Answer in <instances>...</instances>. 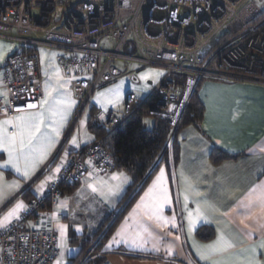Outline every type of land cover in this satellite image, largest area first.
<instances>
[{
	"label": "crops",
	"instance_id": "1",
	"mask_svg": "<svg viewBox=\"0 0 264 264\" xmlns=\"http://www.w3.org/2000/svg\"><path fill=\"white\" fill-rule=\"evenodd\" d=\"M11 35L16 38L14 33ZM0 45H3L4 52L0 60V98L4 99L5 61L8 56L23 50L18 43L2 38ZM38 53L43 79L40 101L46 99L47 86L49 102L61 101L60 106L74 103L59 129L60 135L54 146L27 177L11 165L3 166L8 154L0 148V188L3 191L0 220L18 202L24 205L0 229L22 214L26 205L22 198L25 191L32 199L45 197L48 185L61 176L70 156L95 141L87 130V117L80 120L88 109L70 129L76 102L70 79L57 64L62 51L42 47ZM136 68H130L134 73L96 91L89 102L90 107L103 115L112 112L121 117L128 92L132 91L138 99H143L162 76V71L155 68L136 71ZM196 97L203 107V117L196 127L187 126L179 131L177 165L170 171L163 165L158 168L103 244L104 261L110 264H264V247H259L264 241V227H261L264 208L259 203L251 208L242 206L247 204L250 190L264 184V86L206 80L200 83ZM40 101L36 108L20 115L43 112L45 124L51 126L48 104L42 108ZM6 119L9 118L3 120ZM6 127L9 133L14 131L11 125ZM49 130L50 127L42 128L43 132ZM74 138L75 144L72 143ZM213 148L233 158L213 164L210 161ZM56 168L60 170L54 171ZM162 169L163 181L154 186ZM130 184L131 179L125 172L98 174L89 167L85 179L71 193H64L59 200L49 203L47 217L34 218L35 226L59 240L54 264H69L80 253L81 245L70 244L71 236L91 240L110 216L119 213V204ZM150 189L152 192L146 197ZM162 189L167 190L168 202L159 209L157 214L162 219L157 221L149 216L162 202ZM173 218L175 226L171 222L163 223V220L173 221ZM201 227L213 230L211 240L198 239L196 233ZM118 232L121 235H117ZM137 233L139 237L133 244ZM221 237L232 247L202 259L201 254L207 251V246H222L218 240Z\"/></svg>",
	"mask_w": 264,
	"mask_h": 264
},
{
	"label": "built area",
	"instance_id": "2",
	"mask_svg": "<svg viewBox=\"0 0 264 264\" xmlns=\"http://www.w3.org/2000/svg\"><path fill=\"white\" fill-rule=\"evenodd\" d=\"M0 38L23 50L4 64L0 121L34 109L29 104L37 107L42 47L62 51L57 64L69 77L76 102L70 129L96 91L134 73L130 64L136 71L159 69L162 76L144 99L128 92L121 117L97 112L106 132L141 111L142 129L160 120L172 136L200 80L264 86V9L255 0H0ZM104 39L114 42L112 51L101 49ZM89 167L98 174L113 167L100 140L78 151L46 196L27 201L22 214L0 229V264L56 262L59 240L35 226L34 218L47 217V204L62 197L61 186L81 183Z\"/></svg>",
	"mask_w": 264,
	"mask_h": 264
},
{
	"label": "trees",
	"instance_id": "3",
	"mask_svg": "<svg viewBox=\"0 0 264 264\" xmlns=\"http://www.w3.org/2000/svg\"><path fill=\"white\" fill-rule=\"evenodd\" d=\"M203 81L205 80H200L195 85L187 101L178 129L172 136H170L169 126L160 120H151L150 127L146 130L142 129L145 118L141 111L130 116L121 127L111 132H106L96 119L95 114L97 112L95 108L90 107L88 103L86 106V110L88 109V132L96 141L100 140L108 151L113 162L111 171L125 172L130 177L131 184L119 204V213L117 215L113 214L108 218L97 236L91 240L77 239L71 236L70 244L74 246L81 245V251L69 264H101L106 256L102 252L103 244L111 236L117 224L149 183L158 168L163 165L170 171L171 167L177 165L179 159V131L187 126L196 127L203 117V107L196 97L199 85ZM83 154V152L80 154L82 158L85 157ZM75 155H77V152L70 156L71 159ZM232 158L216 148H213L210 153V161L213 164ZM77 185L61 186V195L71 193ZM22 198L25 202L32 200L28 191L23 193ZM47 206L50 209L49 203ZM110 222L112 223L109 224ZM103 229H106L105 233L102 231ZM213 235V230L209 227H201L196 233V236L201 241L211 240Z\"/></svg>",
	"mask_w": 264,
	"mask_h": 264
},
{
	"label": "snow or ice",
	"instance_id": "4",
	"mask_svg": "<svg viewBox=\"0 0 264 264\" xmlns=\"http://www.w3.org/2000/svg\"><path fill=\"white\" fill-rule=\"evenodd\" d=\"M3 57V45H0V60H2ZM49 95L50 93L47 91L46 86V99L40 101V106L43 108L45 104H48L47 111L52 119L51 126L45 124L43 112L19 115L0 121V148L8 154V159L5 161L3 166L11 165L17 172H20L25 177L30 174V171L34 169L38 162L42 161L46 157L49 150L54 146L55 140L58 139L60 135L59 129L63 126V122L66 119L71 104L74 103V101H72L67 105L60 106L62 104L61 101L49 102L47 99ZM27 107L31 109L35 108L36 105L29 104ZM7 125H11L14 131L9 133L6 127ZM44 127H50V130L48 132H43L42 128ZM72 143H76L75 138L72 140ZM21 161H23V167H21ZM59 170V168H56L54 171L58 172ZM121 176H123V174H121ZM113 178L115 179L116 177ZM124 179L126 180L127 178L124 177ZM162 181L163 169L156 181H154V186L157 183H162ZM13 186L14 185H10L9 187ZM95 190L96 189L93 187V191ZM109 191L111 192L112 189L110 188ZM151 192L152 189L149 190V193H146V197L150 195ZM2 195L3 191L2 188H0V197H2ZM143 200L144 198H142V201ZM167 202V190L162 189V202L156 205V210L151 213L149 218H155L157 221H160L162 217H160L157 213L159 209L162 208L163 203ZM256 203H259L260 206L264 208V184L258 186V188L250 190L248 202L242 206L251 208ZM23 206L24 205L22 203L18 202L15 207L6 214L3 220H0V227H3L4 223L14 216ZM197 215H199V209L197 210ZM170 222L173 223V226H175L174 218L173 221H168L166 219L163 220L165 225ZM261 227H264V224H262ZM117 235H121V233L118 232ZM138 237L139 233H137L136 237L133 238V244H136ZM176 239H179V237H176ZM218 240L222 243V246H207V251L201 254L202 259H207L208 256L217 254L218 252L224 251L226 248L232 247L230 243L223 241L222 237L218 238ZM259 247H264V241L260 243Z\"/></svg>",
	"mask_w": 264,
	"mask_h": 264
},
{
	"label": "rangeland",
	"instance_id": "5",
	"mask_svg": "<svg viewBox=\"0 0 264 264\" xmlns=\"http://www.w3.org/2000/svg\"><path fill=\"white\" fill-rule=\"evenodd\" d=\"M256 1V3H257V5L260 7V8H262V9H264V0H255ZM34 16H36L37 14H36V12L33 14ZM11 34H13V33H11ZM34 37V36H33ZM113 48H114V42L112 41V40H110V39H104L102 42H101V49H103V50H106V51H112L113 50ZM116 67L117 68H119V69H121L122 67H121V64H119V63H116ZM133 67H135L134 65H132V64H130L129 65V69L130 68H133ZM147 70H151V68H147ZM206 81V80H205ZM207 81H211V80H207ZM104 89V88H103ZM100 90H102V89H100ZM136 95V94H135ZM137 97V96H136ZM145 98V97H144ZM143 98V99H144ZM99 111V110H98ZM100 112V111H99ZM101 112H103V113H106V112H104V111H101ZM87 117V111L82 115V117L80 118V120L82 121V120H84L85 118ZM73 120V119H72ZM80 122V121H79ZM112 222H110L109 224H111ZM104 233H105V231H106V229H103L102 230ZM103 233V234H104Z\"/></svg>",
	"mask_w": 264,
	"mask_h": 264
}]
</instances>
